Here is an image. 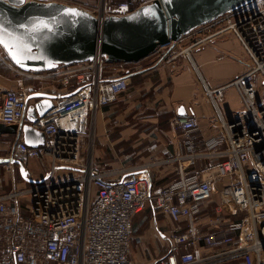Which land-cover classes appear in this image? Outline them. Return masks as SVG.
I'll return each instance as SVG.
<instances>
[{
    "label": "built area",
    "instance_id": "1",
    "mask_svg": "<svg viewBox=\"0 0 264 264\" xmlns=\"http://www.w3.org/2000/svg\"><path fill=\"white\" fill-rule=\"evenodd\" d=\"M51 2L73 6L68 1ZM152 2L124 0L110 5L105 0L89 13L102 28L107 17L129 15ZM208 26L217 31L207 39L231 32L249 57L247 72L226 87L207 89L216 104L226 88H236L240 115L231 121L222 117V132L202 147L195 136L201 128L199 118L177 117L175 125L186 151L178 159L179 176L161 188L152 189L150 179L134 170L113 180L91 157L98 112L129 88L126 76L130 71L121 69L119 75H112L101 46L91 61L46 72L44 77L59 81L62 88L54 93L53 109L36 123L25 114V101L32 92L21 87L2 93V123L31 124L45 133V143L38 147L20 139L6 158V169H13L11 160L24 164L48 160L50 176L37 184L24 181L31 186L0 195V264H132L133 219L148 203L176 224L171 253L159 264L236 260L264 264V101L258 88L259 82L264 84V0H254ZM2 50L6 59L1 55L0 59L15 72L29 77L38 74L13 67ZM177 56L172 54L170 59ZM202 161L207 164L199 166ZM62 171L70 173L64 176ZM216 192L221 202L209 226L219 231L226 228L230 234L207 233L201 228V205ZM182 222L186 223L183 233ZM204 247L211 251L204 253Z\"/></svg>",
    "mask_w": 264,
    "mask_h": 264
},
{
    "label": "crops",
    "instance_id": "2",
    "mask_svg": "<svg viewBox=\"0 0 264 264\" xmlns=\"http://www.w3.org/2000/svg\"><path fill=\"white\" fill-rule=\"evenodd\" d=\"M215 31L216 27H200L185 36L172 50L169 47L161 48L158 58L152 55L139 63L117 64L110 69L112 75H119L121 69L130 71L126 76L128 90L116 102L104 106L98 112L95 123L96 137L101 146L94 149L93 158L102 171L112 175L113 180L134 170L141 177L150 179L152 189L170 184L179 176L178 159L186 151L182 133L175 125L177 117L193 115L199 118L201 128L195 136L197 144L202 147L222 132V117L231 121L240 115L241 101L236 88H226L224 97L216 104L207 94V89L215 90L229 85L247 72L251 64L239 40L231 32L207 39ZM203 39L207 40L193 46ZM172 54L178 56L170 59ZM9 86V82H4L0 75L1 100L5 90L17 88L18 85L12 83ZM57 89L56 85H51L44 92L56 93ZM16 137L11 134L0 137V159L9 156ZM127 144H131V147L125 151L124 145ZM115 145H120L121 156L115 155L117 158L108 157L106 160L107 147L114 148ZM35 161L32 159L25 163L29 176L42 180L50 172V163L48 160L41 161L44 165L43 175L36 177L40 173L39 168H34L33 173L30 170V162ZM0 164L5 166L6 163ZM204 164L207 161H202L199 166ZM220 202V194L216 192L210 201L201 205L200 225L207 233L224 235L232 232L226 228L219 231L209 226L218 216L216 207ZM227 219L237 221L235 217ZM224 223H227L225 219ZM175 226L168 215L155 211L152 204L148 203L133 219L129 255L131 263L159 264L161 259L171 253ZM180 227L183 233L186 223L182 222ZM210 251L209 248H203L204 253ZM224 264L244 263L236 260Z\"/></svg>",
    "mask_w": 264,
    "mask_h": 264
},
{
    "label": "water",
    "instance_id": "3",
    "mask_svg": "<svg viewBox=\"0 0 264 264\" xmlns=\"http://www.w3.org/2000/svg\"><path fill=\"white\" fill-rule=\"evenodd\" d=\"M254 0H154L122 17L110 16L102 25L101 53L107 63H139L161 48L173 49L185 36ZM100 24L81 8L59 2L0 0V46L23 72H50L61 65L91 61L97 53ZM54 93H31L25 114L36 123L50 112ZM1 100V95H0ZM16 135L32 147L45 143V133L31 124L21 127L0 122V137ZM8 160L0 159V163ZM23 180L30 178L26 165L11 160ZM58 170V169H56Z\"/></svg>",
    "mask_w": 264,
    "mask_h": 264
},
{
    "label": "rangeland",
    "instance_id": "4",
    "mask_svg": "<svg viewBox=\"0 0 264 264\" xmlns=\"http://www.w3.org/2000/svg\"><path fill=\"white\" fill-rule=\"evenodd\" d=\"M39 1L51 2V0H39ZM62 1H68L73 6L81 8L85 11L94 12V10L100 8L101 3L102 2L104 3L105 0H62ZM106 1L110 5L111 4L116 5L120 2H122V1H117V0H113V1L106 0ZM0 55L5 58L4 53H3L1 48H0ZM154 56L156 58H158L160 56V54H155ZM0 75H1V77H3L4 82H9V85H10L9 87L12 86V83H15V85L16 84L18 85L17 88H14V89L9 88L12 90H18L21 87H23L26 91L35 93V92H44V90L47 91L51 87V85H56L58 88L57 90H61V88H62V85L59 81H57V80L55 81L53 79L45 78L44 77L46 75L45 72L44 73H38L37 75H35L33 77L32 76H30V77L24 76L18 72H15L9 65H7V63H5L1 59H0ZM258 88H259L260 98L262 101H264V84H262V82H259ZM98 139L99 138L96 137V135H95V138L91 141V151H92L91 157L94 156V149H96L97 146H101V145H99ZM124 146H125V151H128L129 147H131V144L130 145L127 144ZM10 147H9V150H10ZM86 147H88V143H86ZM107 148H108L107 154L105 157L106 160L108 159V157L117 158V157H115V155L121 156V152L119 151L120 145H115L114 148H110V146ZM9 150L7 152H9ZM34 160H36V161L30 162L31 173H33L34 168L36 170H37V168H39L40 173L36 174L35 176L36 177H38V175L42 176L43 175L42 171L44 170V167H43L44 165L41 161H43V160H37V159H34ZM44 161H47V160H44ZM37 162H39V163H37ZM98 165H99V163H98ZM69 173L70 172H68V171L60 172V174H62L64 176L69 175ZM57 177H59V174L57 175ZM29 186H31V185L27 184L23 181L21 174H20V171H19V168L17 166H14L13 169L8 170V169H6V166H4L3 164H0V194L10 192L14 188H24V187H29Z\"/></svg>",
    "mask_w": 264,
    "mask_h": 264
},
{
    "label": "bare ground",
    "instance_id": "5",
    "mask_svg": "<svg viewBox=\"0 0 264 264\" xmlns=\"http://www.w3.org/2000/svg\"><path fill=\"white\" fill-rule=\"evenodd\" d=\"M101 38H102V28L100 26V29H99V40H98V43H97V50H99L100 46H101ZM2 49V48H1ZM3 51V50H2ZM12 66L14 67L13 63L11 62ZM17 68V67H16Z\"/></svg>",
    "mask_w": 264,
    "mask_h": 264
},
{
    "label": "trees",
    "instance_id": "6",
    "mask_svg": "<svg viewBox=\"0 0 264 264\" xmlns=\"http://www.w3.org/2000/svg\"><path fill=\"white\" fill-rule=\"evenodd\" d=\"M158 54V53H156ZM119 64H127V65H133L134 63H119ZM107 65V69L110 70L114 65H117L116 63H106ZM15 67V66H14ZM16 68V67H15ZM40 73H44V72H40ZM46 73V72H45Z\"/></svg>",
    "mask_w": 264,
    "mask_h": 264
}]
</instances>
